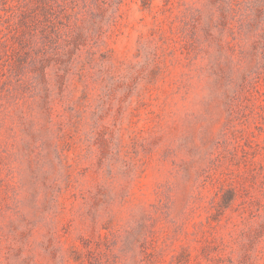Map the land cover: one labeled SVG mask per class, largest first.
Instances as JSON below:
<instances>
[{"label":"rangeland","instance_id":"374dc122","mask_svg":"<svg viewBox=\"0 0 264 264\" xmlns=\"http://www.w3.org/2000/svg\"><path fill=\"white\" fill-rule=\"evenodd\" d=\"M0 264H264V0H0Z\"/></svg>","mask_w":264,"mask_h":264},{"label":"trees","instance_id":"16d2710c","mask_svg":"<svg viewBox=\"0 0 264 264\" xmlns=\"http://www.w3.org/2000/svg\"><path fill=\"white\" fill-rule=\"evenodd\" d=\"M11 6H12V8H13V6H17V3L11 4ZM23 13H24V12H23ZM23 13H22V14H23ZM21 23H24L23 18H22V20H21Z\"/></svg>","mask_w":264,"mask_h":264}]
</instances>
